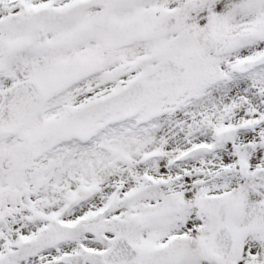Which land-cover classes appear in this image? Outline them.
Wrapping results in <instances>:
<instances>
[{"label":"snow or ice","instance_id":"1","mask_svg":"<svg viewBox=\"0 0 264 264\" xmlns=\"http://www.w3.org/2000/svg\"><path fill=\"white\" fill-rule=\"evenodd\" d=\"M0 264H264V0H0Z\"/></svg>","mask_w":264,"mask_h":264}]
</instances>
